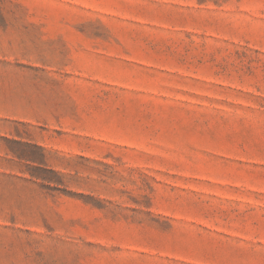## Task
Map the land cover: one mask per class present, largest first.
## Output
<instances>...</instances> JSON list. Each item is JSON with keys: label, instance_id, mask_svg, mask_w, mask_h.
Returning <instances> with one entry per match:
<instances>
[{"label": "rangeland", "instance_id": "374dc122", "mask_svg": "<svg viewBox=\"0 0 264 264\" xmlns=\"http://www.w3.org/2000/svg\"><path fill=\"white\" fill-rule=\"evenodd\" d=\"M0 264H264V0H0Z\"/></svg>", "mask_w": 264, "mask_h": 264}]
</instances>
